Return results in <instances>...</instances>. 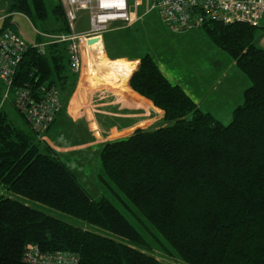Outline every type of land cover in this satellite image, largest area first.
I'll use <instances>...</instances> for the list:
<instances>
[{
	"label": "trees",
	"instance_id": "trees-1",
	"mask_svg": "<svg viewBox=\"0 0 264 264\" xmlns=\"http://www.w3.org/2000/svg\"><path fill=\"white\" fill-rule=\"evenodd\" d=\"M9 2L0 33L11 30L20 35L10 21L12 14L40 23L36 43H47L42 34L70 33L59 0L50 9L45 0ZM202 28L250 82L231 122L224 126L202 111L182 87L164 76L150 54L140 53L128 86L164 112V125L136 129L128 137L102 144L99 151L100 188L122 201L155 237V246L109 199L89 195L47 145L46 134L42 141L36 139L20 114L26 129L15 126L3 105L0 264H28L23 254L30 244L42 253H73L78 264H164L152 254L155 249L184 264H264V50L255 43L260 27L208 21ZM110 31L103 35V50L111 60L125 58L115 57L113 49L123 43ZM77 75L69 68L67 44L57 42L47 45L43 54L29 47L17 66L14 85L27 83L33 92L40 85L57 87L62 110ZM1 94L0 83V104ZM6 192L84 226L48 216L4 196Z\"/></svg>",
	"mask_w": 264,
	"mask_h": 264
},
{
	"label": "rangeland",
	"instance_id": "rangeland-1",
	"mask_svg": "<svg viewBox=\"0 0 264 264\" xmlns=\"http://www.w3.org/2000/svg\"><path fill=\"white\" fill-rule=\"evenodd\" d=\"M45 2L47 8L50 9L57 0H45ZM8 4H10L9 0H0V18L7 15ZM3 20L4 19H0V28L2 27ZM87 20L88 16L85 13L79 14V22L76 27L77 32H81L88 28ZM10 21L12 22V26L14 25V30L23 37L26 43H34L38 34L36 31L42 32L40 23L33 24L25 16L23 17L19 14H12ZM132 27L130 31L121 28L120 30H116L117 32H113L114 34L120 33L119 39H121L120 41L123 43L122 46L113 49V52L116 55L115 57L130 58L131 54L135 56H138L140 53L150 54L157 62L162 73L164 75L167 74L170 77L168 78L170 82L181 85L179 83L180 81H178L181 80L183 81V88L189 92L197 89L202 92L215 93L218 97L222 96L221 100L223 101V105L221 108L212 109V107H215L214 104L207 105V103H202L206 100L203 99V97L199 98L198 96H194V100L196 101L197 99L198 104L201 102L202 106H204L201 110L211 113L224 126L231 122L233 110L242 103L243 92L250 86V82L239 72L235 67L234 62L226 53L217 50L213 46L203 28L186 33H174L161 23L156 11L150 12V14L146 15L138 25ZM113 33H109V35H113ZM44 39L48 40L47 37H44ZM256 44L257 46L259 45L258 42H256ZM262 49L264 50V48ZM125 58H120V60L127 62V65L123 64L118 68L116 65L117 60L112 61L109 59L105 54V51L102 49H99L97 52L88 51V55L83 54L81 88H86L85 91L87 90L90 93L94 92L95 95L100 94L104 90L122 89L125 82L120 80H125L127 75L133 71L134 64H136L128 63L130 61ZM228 84H230L229 88L227 86ZM95 98L97 97H94V99ZM68 101L69 100L65 103ZM73 104L74 102H72V105ZM4 110L8 113L15 126L26 129L19 114L10 105L8 100L4 103ZM105 116L107 118L110 117V115ZM159 116L151 122H146L144 120V123L142 122L140 127L137 128L154 130L155 128L164 125V121L155 123ZM60 127L62 128V125ZM91 127L93 128L95 126L91 125ZM63 128H65V125H63ZM58 130L59 128H56L55 137H58ZM125 134L126 133L122 135ZM115 135L116 134L113 135L112 139L120 137H116ZM101 137L105 139L104 134L101 135ZM64 139L70 143L78 142L77 140H80L73 134L64 137ZM100 145L101 144H97L95 150H88L87 152H82L80 154L75 153L72 156L69 155V159L72 160L70 166L75 170L74 172L80 183L94 199L101 198L102 196L109 199L129 220V222L142 232L151 247L155 246V237L147 232L137 217L131 214V211L123 205L122 201H120V199L109 189L106 188L105 190H102L100 188L97 181L98 175H103L99 160ZM82 157H87V167L85 169L82 167L83 160L80 163V160L83 159ZM2 192L3 190H0V195ZM118 194L122 197L119 192ZM4 196L13 198L33 209L43 212L53 218L62 220L72 226H84L82 222L45 205L7 192ZM153 234L161 243L164 245L166 244L158 233L153 231ZM109 236L116 239L114 235ZM152 254L164 264H184L178 258L171 257L156 249L155 251H152Z\"/></svg>",
	"mask_w": 264,
	"mask_h": 264
},
{
	"label": "built area",
	"instance_id": "built-area-1",
	"mask_svg": "<svg viewBox=\"0 0 264 264\" xmlns=\"http://www.w3.org/2000/svg\"><path fill=\"white\" fill-rule=\"evenodd\" d=\"M69 34L46 35L47 43H26L11 30L0 33V83L3 95L0 107L8 100L28 124L36 139L42 141L61 111L60 93L57 87L40 85L36 92L29 84L14 85L17 66L26 50L31 47L43 54L47 45L67 44L69 68L80 74L83 54L103 50V35L114 23L122 28L134 26L144 15L156 11L161 23L174 33H184L202 28L213 21L221 24L242 23L259 27L264 21V0H59ZM88 16V28L76 32L79 14ZM1 19V18H0ZM95 40L93 44L88 41ZM28 264H78L73 253H42L38 246L30 244L23 254Z\"/></svg>",
	"mask_w": 264,
	"mask_h": 264
},
{
	"label": "crops",
	"instance_id": "crops-1",
	"mask_svg": "<svg viewBox=\"0 0 264 264\" xmlns=\"http://www.w3.org/2000/svg\"><path fill=\"white\" fill-rule=\"evenodd\" d=\"M145 16L146 15L142 16V18L134 25V27L138 25L142 21V19L145 18ZM112 27L113 28L109 33L117 32L116 30L118 29L120 30L122 28V25L120 23H114L112 24ZM259 27L260 30L257 32L255 43L258 42L259 43L258 46L264 48V21L261 23ZM132 28L126 27L125 30L130 31V29ZM85 30L86 29H84L83 31ZM115 35H117L119 39L120 33L118 34L113 33V36ZM138 57L139 55L135 56L131 54L130 58L128 57L125 58L128 61H130L128 62L130 64L136 63L134 64L133 71H135L138 66L139 63V61L137 60ZM116 60H117L116 65L118 66V68L123 64L127 65L126 64L127 62H125L124 60L123 61L120 60V58ZM133 71H131L130 74L127 75V78L125 80H120L125 82L124 87L122 89H112L109 91L104 90L98 95H95L94 92L90 93L87 90L85 91L86 88L85 89H82L83 87L81 88L82 70L80 74H78L77 82L75 83L69 101L63 106L61 113L58 115L55 122L51 125L50 129L47 131L45 138L47 145L56 153V155L61 160H63L68 165L70 170H72L73 172L75 170H73V167L70 166L72 160L69 159L68 157L69 155L72 156L75 153L80 154L82 152H87L88 150H95L97 144L102 145L106 142L116 140V139H112L114 134H116L115 135L116 137L120 136L117 137V139L128 137L133 133V130H136L138 129L137 127H140V124L144 120L146 122L147 121L151 122L152 120L157 118V116L160 115L159 118L156 119L155 123L164 121L163 111L154 107L149 100L139 96L129 88L128 80ZM164 76L167 79L170 78L167 74H165ZM178 81H180L179 83L181 85L179 84L177 85L183 88L182 86L183 81L181 80ZM230 84L227 85L228 88L230 87ZM184 91L193 100H194V96H198L199 98L203 97V99H206L202 103H207V105L214 104L215 107H212V109L221 108V106L223 105V101L221 100L222 96L218 97V95L215 93L212 94L211 92H202L201 90H197V89H194L191 92H189L186 89H184ZM94 97L97 98L94 99ZM72 102H74L73 105ZM196 104L200 109L204 107L202 106L201 102L200 104H198L197 101ZM105 115H110V117L107 118ZM61 125L62 128L60 127ZM63 125H65V128H63ZM91 125H94L95 127L92 128ZM56 128H59L60 130V131L58 130L57 132L58 137H55ZM124 133L126 134L122 135ZM70 134L77 136L80 140H77L78 142L70 143L69 141L64 139V137L66 136L68 137L70 136ZM103 134L105 135V139L101 137V135ZM101 145L99 146V151ZM82 158L83 159L80 160V163L83 160L82 167L83 169H85L87 167V161H86L87 157L86 158L82 157ZM74 174L76 175L75 172Z\"/></svg>",
	"mask_w": 264,
	"mask_h": 264
},
{
	"label": "water",
	"instance_id": "water-1",
	"mask_svg": "<svg viewBox=\"0 0 264 264\" xmlns=\"http://www.w3.org/2000/svg\"><path fill=\"white\" fill-rule=\"evenodd\" d=\"M94 42H96L95 40H90L88 41V44H93Z\"/></svg>",
	"mask_w": 264,
	"mask_h": 264
}]
</instances>
